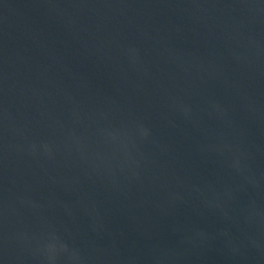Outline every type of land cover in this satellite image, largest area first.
Returning a JSON list of instances; mask_svg holds the SVG:
<instances>
[{"label": "water", "instance_id": "1", "mask_svg": "<svg viewBox=\"0 0 264 264\" xmlns=\"http://www.w3.org/2000/svg\"><path fill=\"white\" fill-rule=\"evenodd\" d=\"M0 264H264V0H0Z\"/></svg>", "mask_w": 264, "mask_h": 264}]
</instances>
